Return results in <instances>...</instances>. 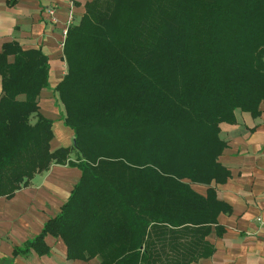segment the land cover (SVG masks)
Wrapping results in <instances>:
<instances>
[{"label": "trees", "instance_id": "trees-1", "mask_svg": "<svg viewBox=\"0 0 264 264\" xmlns=\"http://www.w3.org/2000/svg\"><path fill=\"white\" fill-rule=\"evenodd\" d=\"M66 33L54 91L69 148L49 149L52 122L39 113L46 57L15 42L1 48L0 198L52 166L81 176L13 257L47 256L46 236L63 241L68 261L211 256L206 238L224 234L217 219L230 213L211 187L230 177L219 125L235 124L237 110L257 118L264 105V0H94ZM192 186L208 187L205 196Z\"/></svg>", "mask_w": 264, "mask_h": 264}, {"label": "crops", "instance_id": "crops-1", "mask_svg": "<svg viewBox=\"0 0 264 264\" xmlns=\"http://www.w3.org/2000/svg\"><path fill=\"white\" fill-rule=\"evenodd\" d=\"M94 0H0V53L2 46L15 42L22 51L41 50L48 62V87L41 90L37 104L41 116L52 122L51 151L69 148L73 133L63 125L64 109L54 89L66 74L63 60V31L68 15L78 24L85 6ZM54 8L56 23H49L48 10ZM13 57L7 62L12 63ZM1 78H0V98ZM21 96L19 99H23ZM253 118L235 111V124H220L219 139L226 149L219 163L230 173L225 184L214 185L217 201L230 208L219 214L217 223L225 229L217 238L212 229L206 238L214 248L211 256L191 264H264V105ZM74 155L70 156L72 160ZM76 168L52 166L33 177L27 188L16 191L11 199L0 198V264H100L97 258L88 262L68 261L67 249L60 239L46 236L50 249L40 257L34 251L13 257L14 249L37 236L47 220L60 213L73 186L80 179ZM201 196L208 187L192 186Z\"/></svg>", "mask_w": 264, "mask_h": 264}, {"label": "built area", "instance_id": "built-area-1", "mask_svg": "<svg viewBox=\"0 0 264 264\" xmlns=\"http://www.w3.org/2000/svg\"><path fill=\"white\" fill-rule=\"evenodd\" d=\"M8 3H10V2H13L14 0H6ZM48 16H49V23L51 24V25H54V23H56V19H55V17H54V8H51V9H49L48 10ZM72 23H73V18H72V13L70 12L69 13V15H68V25H72ZM66 31L67 30H65V31H63V36L64 37H66Z\"/></svg>", "mask_w": 264, "mask_h": 264}]
</instances>
